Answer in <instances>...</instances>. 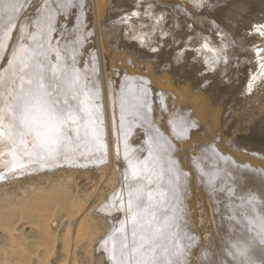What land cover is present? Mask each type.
I'll return each mask as SVG.
<instances>
[{
    "label": "bare ground",
    "instance_id": "6f19581e",
    "mask_svg": "<svg viewBox=\"0 0 264 264\" xmlns=\"http://www.w3.org/2000/svg\"><path fill=\"white\" fill-rule=\"evenodd\" d=\"M119 1L129 10L108 22L118 0H42L20 26L28 0L0 2V184L61 166L91 182L89 169L119 167L97 206L50 185L0 211L13 264H264V149L226 126L231 110L239 117L237 88L216 101L206 83L225 78L240 45L264 43V0ZM70 14L76 39L48 40L47 24ZM263 52L253 48L261 76L242 101L261 93ZM63 213L70 224L54 237L49 222ZM16 216L34 223L29 237L10 230Z\"/></svg>",
    "mask_w": 264,
    "mask_h": 264
},
{
    "label": "rangeland",
    "instance_id": "374dc122",
    "mask_svg": "<svg viewBox=\"0 0 264 264\" xmlns=\"http://www.w3.org/2000/svg\"><path fill=\"white\" fill-rule=\"evenodd\" d=\"M41 1L42 0H28L25 9L18 5V12L13 16V20H15L16 23L19 22V26L23 23L28 24L31 18L37 14L38 10L40 9L39 4ZM117 3V5H119L118 7H115L113 10L107 12L108 22L112 21V15L115 13H123L129 10V8L123 6V1L118 0ZM29 10L32 12V17L28 14ZM2 11L3 9L0 5L1 15ZM39 21L47 24L48 18L41 16ZM47 27L50 30V34H48L46 38H48V40L50 39L51 41L59 40L58 42H61L58 43L59 46L66 41L71 43L76 39L77 34L74 31L76 24L71 14L67 18V23L64 26H61L58 23V26L56 28L54 27V29H52L53 25L48 26L47 24ZM4 31H7V27L4 29ZM39 38L41 42H43L44 38L41 36H39ZM217 41L218 45L220 46V41ZM263 44L264 43L259 40H252L244 45H240V50L236 54L237 56L231 58V61L233 62V64L230 65L231 68L228 67L230 61L223 64V68L225 69L223 76L225 78L219 83H215L214 79L206 81L207 85L211 87L208 90L211 94L210 96L215 98L216 101H219L224 97L226 92L229 91L228 88L230 86L237 88L238 92L240 93L238 95V105L236 107V110L239 111V117L236 118L232 114L233 111L231 110L229 112V116L227 115L226 118V126H229L230 128L234 126L237 128L239 130L237 136L245 144L251 143V145L258 150L264 149V131H262L264 129V84L261 88H259L261 93H253V95L250 93L249 96L243 101L242 94L245 93V88L251 84V77L255 75L261 76L258 73L257 61L259 58L254 56L253 48L260 47L261 45L262 48H264ZM198 48L199 47L197 46L196 49ZM60 50L63 52L64 48L61 47ZM145 51H148V49ZM177 52L174 54H177ZM88 53H90V50H88ZM82 57L87 59V53L82 54ZM261 57L264 58V52L261 53ZM246 60L248 62H246ZM237 64L240 72L235 76V72L238 71ZM249 64L252 67H250ZM67 65H69V63H67ZM207 68V66L203 65V70L200 73L194 74L191 84H195L196 88L202 86V77L209 73ZM180 78L181 76L177 75L176 79H179L178 82H180ZM178 82L176 81V83ZM117 162L119 163V161ZM98 167H100L102 170L97 171L96 167L89 169L92 178H94V180L91 182L87 181V177L84 176L85 174H82L80 170H78L79 168L76 170L71 167L61 166L59 169H46L43 171H38L32 175L27 174L18 178L14 183H2L0 184V211L9 213L11 210L9 209L10 207H8V205H13L20 199V197H24L31 191L46 189L50 185H66L67 194L72 202L81 201L90 208L97 206L104 199H109V194L112 187L111 183L113 181L108 182V184L106 182L110 177L109 173L113 167L116 168V176L119 177L117 175L119 167H116L113 164ZM67 219L68 217L66 216V213H63L59 217L55 218V221L50 220V233L52 236L58 237L64 233L65 227L70 224V221ZM65 220L66 222H64ZM31 225H34V223H28L26 220L16 216V219L13 221L10 230L13 232V234L19 235L22 238H26L30 235ZM5 240L6 239H4L0 233V264H13L15 261L12 254L8 252L9 249L6 247L7 243ZM31 240H33V238H31ZM33 242L32 250L34 251V254H40L42 247L40 246L41 242L39 236H36ZM70 248H72V246H70ZM52 255L53 256L51 260L53 261L59 258L54 252Z\"/></svg>",
    "mask_w": 264,
    "mask_h": 264
},
{
    "label": "snow or ice",
    "instance_id": "6c2138e0",
    "mask_svg": "<svg viewBox=\"0 0 264 264\" xmlns=\"http://www.w3.org/2000/svg\"><path fill=\"white\" fill-rule=\"evenodd\" d=\"M262 27H264V26H262ZM257 31L259 32L260 30L258 29ZM261 34H264V33H261ZM28 103H29L28 100H25V101H24L25 110H24V112H22V114H21V119H24V118H25V113H26V111H27V105H28ZM37 103H38L41 107L44 106V101H43V100H39V101H37ZM54 124H55V121L52 120V119L50 118V120H49V124H48V129H49V132H50L53 136L57 135L58 132H59V129H57V128L54 126ZM192 126L195 127V124H193ZM37 135L39 136V132L37 133ZM260 243H261L262 245H264V239H261ZM249 264H252V262L249 261Z\"/></svg>",
    "mask_w": 264,
    "mask_h": 264
}]
</instances>
